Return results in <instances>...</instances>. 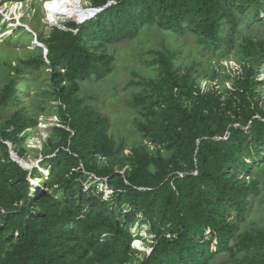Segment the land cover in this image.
<instances>
[{"label": "trees", "instance_id": "obj_1", "mask_svg": "<svg viewBox=\"0 0 264 264\" xmlns=\"http://www.w3.org/2000/svg\"><path fill=\"white\" fill-rule=\"evenodd\" d=\"M251 1L94 0L89 14L78 6L70 16L78 20L53 24L50 54L33 65L50 67L56 85L70 83L60 93V140L52 157L26 169L9 142L37 121L28 126V113L17 110L1 128L0 264H127L144 228L152 243L138 264H212L228 252L244 254L236 264H264L249 257L264 251V231L237 234L260 183L231 174L240 168L249 176L264 158V108L252 70L223 97L196 88L191 70L180 74L172 55L160 54L154 63L163 82L150 85L160 102L153 112V91L136 97L146 111L138 130L172 155L135 150L129 168L109 118L77 95L81 82L113 72L114 57L100 50L138 38L147 24L196 36L212 54L232 50L251 17L264 20L258 0L253 16L236 11ZM259 48L261 61L264 43ZM17 94L13 82L0 90V120L21 104ZM104 158L124 171L101 168Z\"/></svg>", "mask_w": 264, "mask_h": 264}, {"label": "rangeland", "instance_id": "obj_2", "mask_svg": "<svg viewBox=\"0 0 264 264\" xmlns=\"http://www.w3.org/2000/svg\"><path fill=\"white\" fill-rule=\"evenodd\" d=\"M258 2L264 10V0ZM93 4L94 0H0V90L13 82L21 100L20 105L9 109L7 116L0 120V138H3L2 126L17 110L28 113V126L30 120L37 121V126L29 131H16L13 140L9 142L26 169H33L54 155L53 146L60 140L56 131L60 122V93L62 87H70L68 82L56 85L52 69L48 66L37 69L33 62H46L50 54L53 24L73 21L75 18L71 19L70 16L78 6L89 14ZM236 11L246 18L253 16L256 11L255 0ZM239 33L232 50L212 54L208 48L199 45L196 36L165 31L155 22L145 25L138 38L100 50L114 57L113 72L101 81L91 78L81 82L77 95L86 99L85 106L94 107L109 118L111 136L117 146L124 145L118 158L124 161L126 168L132 165L135 150L155 156L162 155L165 159L172 155L156 146L151 141V134L138 130L146 119L142 115L145 110L138 106L135 99L145 95L147 89L153 91L150 85L161 86L163 77L159 76L160 65L154 63L160 54L172 55L175 68L180 74L191 70L196 88L215 90L223 97L234 90L244 70H252L253 78L259 86L257 98L264 108V58L258 61L259 44L264 43V20L251 17ZM97 43L91 42L90 45L93 47ZM162 87L165 90L163 94L166 95L167 87ZM156 92L153 91V112H156L160 102V95ZM5 152V149L0 150L2 163L5 162ZM114 162L104 158L98 161V165L101 168L112 166L117 171H124L118 162ZM231 174L239 181L257 180L261 191L259 195L251 196L247 218L240 223L238 236L253 229L264 231V158L254 165L249 176L240 168H234ZM40 181L41 179L34 180L33 183L38 184ZM228 221L235 219L229 218ZM137 228L132 231L135 232ZM142 231L141 239H136L133 244V257L127 264H138L150 249L152 235L147 228ZM249 253L250 258L255 256L264 259V251L261 253L251 250ZM232 254H223L222 258L212 264H236L244 255L234 257Z\"/></svg>", "mask_w": 264, "mask_h": 264}]
</instances>
